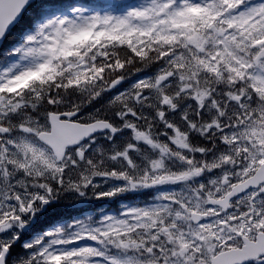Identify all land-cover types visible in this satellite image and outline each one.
<instances>
[{
	"label": "snow or ice",
	"instance_id": "1",
	"mask_svg": "<svg viewBox=\"0 0 264 264\" xmlns=\"http://www.w3.org/2000/svg\"><path fill=\"white\" fill-rule=\"evenodd\" d=\"M0 264H264V0H0Z\"/></svg>",
	"mask_w": 264,
	"mask_h": 264
},
{
	"label": "trees",
	"instance_id": "2",
	"mask_svg": "<svg viewBox=\"0 0 264 264\" xmlns=\"http://www.w3.org/2000/svg\"><path fill=\"white\" fill-rule=\"evenodd\" d=\"M75 1V0H74ZM80 1H91V0H80Z\"/></svg>",
	"mask_w": 264,
	"mask_h": 264
},
{
	"label": "rangeland",
	"instance_id": "3",
	"mask_svg": "<svg viewBox=\"0 0 264 264\" xmlns=\"http://www.w3.org/2000/svg\"><path fill=\"white\" fill-rule=\"evenodd\" d=\"M74 202H76V201H70L69 203H74Z\"/></svg>",
	"mask_w": 264,
	"mask_h": 264
}]
</instances>
